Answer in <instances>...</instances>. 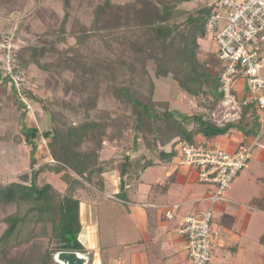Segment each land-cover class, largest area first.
Returning a JSON list of instances; mask_svg holds the SVG:
<instances>
[{
    "label": "trees",
    "instance_id": "1",
    "mask_svg": "<svg viewBox=\"0 0 264 264\" xmlns=\"http://www.w3.org/2000/svg\"><path fill=\"white\" fill-rule=\"evenodd\" d=\"M43 1L58 17L50 28L40 25L35 14ZM185 4H193V10L184 9ZM141 9L133 12L124 0H0V20L10 26L0 30V39L12 35L17 41L16 71L28 79V86L17 90L3 74L0 59V89L12 97L18 113L30 170L0 180V207H15L4 218L0 264H58L54 256L59 252L86 253L80 239V193L87 185L101 189L105 174L117 176L124 197L148 167L181 161L182 143L212 148L232 133L242 136L237 147L264 139L254 102L242 106L240 119L224 127L212 120L222 99L221 67L215 50L203 52L200 41L207 36L205 22L213 8L196 0H145ZM80 11L91 17L88 27L78 26ZM33 25L37 33L27 41ZM149 64L157 79L170 78L193 99L191 113L179 114L169 102L153 100ZM32 66L62 85L67 114L55 112L51 99L34 93ZM101 99L116 110L99 109ZM34 107L43 115L42 129L24 121ZM20 139L14 135L12 141ZM42 141L48 159L40 163ZM44 174L61 175L65 188L39 183ZM252 204L264 211V192Z\"/></svg>",
    "mask_w": 264,
    "mask_h": 264
},
{
    "label": "crops",
    "instance_id": "2",
    "mask_svg": "<svg viewBox=\"0 0 264 264\" xmlns=\"http://www.w3.org/2000/svg\"><path fill=\"white\" fill-rule=\"evenodd\" d=\"M46 10L54 14L43 1L35 14L39 24L48 27L42 19ZM6 26L0 20V30ZM35 33L33 25L25 39L29 41ZM38 73L47 75V81L51 79L32 66L33 85ZM234 91L239 100L249 92L243 80L236 83ZM7 94L4 88L0 89V96ZM241 140L239 133H232L220 138L217 146L234 151ZM256 147L252 159L260 171L253 174L252 184L259 185L260 190L253 189L251 179H243L240 172L227 189L225 202L213 206L211 233L215 247L209 264H264V211L252 204L264 192V139ZM118 184L115 174H105L101 189L93 190L85 198L80 193L87 205L80 239L88 254H92L91 264H192L187 242L178 234V226L184 216L209 206L210 189L197 180L195 170L179 160L157 162L145 169L138 185L128 189L124 197L119 195ZM169 210H175L173 219L165 217ZM81 213L80 204V219Z\"/></svg>",
    "mask_w": 264,
    "mask_h": 264
},
{
    "label": "built area",
    "instance_id": "3",
    "mask_svg": "<svg viewBox=\"0 0 264 264\" xmlns=\"http://www.w3.org/2000/svg\"><path fill=\"white\" fill-rule=\"evenodd\" d=\"M202 5L211 6L205 27L211 37L221 67V101L211 112L213 122L218 127L240 119L241 108L255 103L256 116L264 115V0H196ZM224 22L225 26L219 25ZM260 38V39H259ZM19 45L12 35L0 39V59L3 61V74L10 78L17 90L28 86V79L16 71L15 53ZM243 80L248 95L239 100L234 86ZM260 92L261 95L254 96ZM259 138L248 146H239L227 151L219 146L207 147L204 144H181V164L192 168L197 180L210 187L207 201L209 206L198 213L184 216L178 226V234L187 242L188 256L192 264H209L215 247L211 233L213 206L225 202V191L246 166ZM175 210L165 213L173 219Z\"/></svg>",
    "mask_w": 264,
    "mask_h": 264
},
{
    "label": "rangeland",
    "instance_id": "4",
    "mask_svg": "<svg viewBox=\"0 0 264 264\" xmlns=\"http://www.w3.org/2000/svg\"><path fill=\"white\" fill-rule=\"evenodd\" d=\"M131 6V10L135 12L136 10H142L141 6L143 4V0H124ZM160 2L162 0H159ZM41 5V3H40ZM39 5V6H40ZM183 8L191 11L194 8L193 4H185L183 5ZM78 26L80 27L81 24L85 26H89L90 24V16L82 11L79 12V14L76 15ZM42 19L46 24H48V27H52L55 25L58 21V17L56 15L51 14L50 11L45 12L44 16H42ZM225 26V23L222 22L219 27L223 28ZM9 25L6 26L5 30H9ZM78 27V28H79ZM15 28V27H14ZM69 30V27H68ZM264 38V33L260 38ZM259 38V39H260ZM264 40V39H263ZM73 42L72 40H69ZM211 41L210 36H206L204 40L200 41L201 50L208 51L209 50H215L214 45H209ZM209 52V51H208ZM148 72L152 78L153 84H154V94H153V100L157 103H163V102H169V106L171 110H174L177 113H191L195 108V103L192 98H190L186 93H184L182 90L179 89L178 85L172 81L170 78H160L157 79L154 75L153 66L152 64L148 65ZM260 74L264 76V67L261 69ZM46 81V82H45ZM33 91L35 94L42 98H49L52 100L53 105L52 108L55 110V112H58L59 114H67V110L61 106V102L63 101V92H62V85L54 80L50 79L47 81V75L38 73V79L35 85H33ZM147 93V92H145ZM261 95L260 92L254 93V96ZM71 102H76V97H70L69 98ZM57 102L59 104H57ZM0 103L2 104L1 112H0V180L6 181L8 179H13L15 177H19V175L30 172L29 170V159H28V152L29 148L23 143L22 137H20V133L17 130L18 124H19V117L18 113H16L12 108V99L7 94L6 96H0ZM99 109L104 110L108 109L111 112H114L115 106L111 103H107L105 100H100ZM82 116V115H81ZM25 123L29 127H36L38 129H42L43 127V115L38 109V107H34L30 110L29 114L25 117ZM262 122L264 125V115L262 116ZM14 135H18L19 138H21L20 142L15 143L12 141V138ZM257 147L253 149L252 153L254 155V152L256 151ZM252 155V156H253ZM37 156L41 157L40 163L46 162L48 159V153L47 149L45 147L44 142L42 141L40 143L39 150L37 152ZM49 161V160H48ZM260 170H258V167L256 165V162L250 158L247 162L246 166L240 171L243 175V179L248 180L251 179L250 186L255 190H260L259 185L252 184L254 182L253 174L256 175V173H259ZM261 173V172H260ZM248 178V179H247ZM39 183L43 182H49L51 183L57 190L62 191L65 188V183L61 179V175H51V174H44L38 179ZM244 182V181H243ZM231 185V184H230ZM87 189L84 190V193L82 191L81 194H83V197H88V195L92 194V186L87 185ZM229 188V187H228ZM227 192V189L225 193ZM97 194V193H95ZM98 196L100 194H97ZM82 196L81 198V207L82 212L81 213V221L85 218L86 211L84 208L87 206L85 204V200ZM87 208V207H86ZM15 211V207L12 205H5L0 207V235L3 232L5 228L4 224V218L13 213ZM84 212H86L84 214ZM84 256L87 257V264L92 263V254H88L87 250L86 253H83Z\"/></svg>",
    "mask_w": 264,
    "mask_h": 264
},
{
    "label": "water",
    "instance_id": "5",
    "mask_svg": "<svg viewBox=\"0 0 264 264\" xmlns=\"http://www.w3.org/2000/svg\"><path fill=\"white\" fill-rule=\"evenodd\" d=\"M54 261L58 264H87V257L76 252H59Z\"/></svg>",
    "mask_w": 264,
    "mask_h": 264
}]
</instances>
